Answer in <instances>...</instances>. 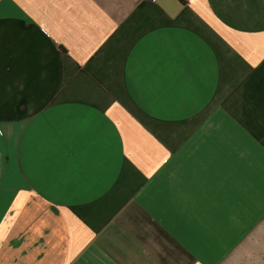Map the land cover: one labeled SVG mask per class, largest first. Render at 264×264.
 <instances>
[{
  "label": "crops",
  "instance_id": "0c3cea01",
  "mask_svg": "<svg viewBox=\"0 0 264 264\" xmlns=\"http://www.w3.org/2000/svg\"><path fill=\"white\" fill-rule=\"evenodd\" d=\"M0 264H264V0H0Z\"/></svg>",
  "mask_w": 264,
  "mask_h": 264
}]
</instances>
